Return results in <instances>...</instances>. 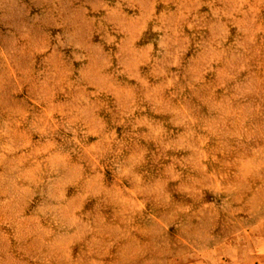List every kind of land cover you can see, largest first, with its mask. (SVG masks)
I'll use <instances>...</instances> for the list:
<instances>
[{"label":"clouds","instance_id":"9594fccd","mask_svg":"<svg viewBox=\"0 0 264 264\" xmlns=\"http://www.w3.org/2000/svg\"><path fill=\"white\" fill-rule=\"evenodd\" d=\"M50 2L48 67L0 72V264H222L190 241L218 218L209 195L231 216L264 203V0H97L99 29Z\"/></svg>","mask_w":264,"mask_h":264},{"label":"rangeland","instance_id":"374dc122","mask_svg":"<svg viewBox=\"0 0 264 264\" xmlns=\"http://www.w3.org/2000/svg\"><path fill=\"white\" fill-rule=\"evenodd\" d=\"M96 3L97 0H59L56 7L62 9L65 15L87 8L88 17H95L96 19L94 29H99L103 13H93L92 6ZM52 7L50 0H0V72L6 71L4 57H7L9 63L18 70V74L19 71L25 69L38 73L48 67L44 62V58L36 55L35 49L41 45L45 34H48L52 45L56 44L55 37L57 33L63 35V29H54L51 23H43L46 19V12ZM159 10L158 8L157 11L159 12ZM125 11L128 10L125 9ZM129 15H132V13L129 12ZM153 35L149 29L145 39H151ZM102 37H104L102 30L99 31L98 35L94 32L93 42L99 43L107 51L108 46ZM60 52L63 53L66 59L71 60L74 49L61 48ZM13 99L17 103L26 102L27 89L24 93L13 97ZM5 118L6 114L0 110V120ZM259 122L264 123V116L260 118ZM117 132L119 134L120 129H117ZM257 144L264 145V140L256 141L250 147H255ZM153 150L150 148V151ZM218 167V165L209 163V171ZM145 170L149 175H154L158 171V165L149 159ZM177 199L182 200L183 198L177 197ZM207 199L215 203L219 215L218 218L209 219L206 217L204 219L203 226L206 229V234L193 237L190 241L192 247L198 251L215 248L217 255L222 256V264H264V255H260L258 251V241L264 240V226L258 231L250 232L248 236H243V230L251 228L261 218H264V203L260 204L255 211L250 212L249 207L251 206H249L245 207L239 215L231 216L225 211H220L222 197L216 198L209 195ZM235 207L236 205H233V208ZM192 223L197 225L196 220H193ZM0 230L8 231L7 229ZM237 233H240L241 236L238 237ZM176 235L175 229L169 230L168 239L172 244V257L176 256L179 251H187V249H183V246L176 244ZM229 247L235 249V254L231 258L222 255L225 249ZM166 259H171V257ZM177 264H207V261H201L200 258L193 257L186 261H177Z\"/></svg>","mask_w":264,"mask_h":264}]
</instances>
